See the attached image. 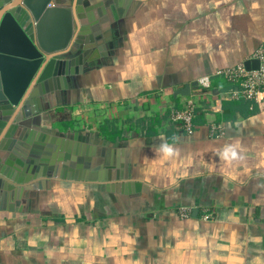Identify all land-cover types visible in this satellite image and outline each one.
Instances as JSON below:
<instances>
[{
    "label": "crops",
    "instance_id": "1",
    "mask_svg": "<svg viewBox=\"0 0 264 264\" xmlns=\"http://www.w3.org/2000/svg\"><path fill=\"white\" fill-rule=\"evenodd\" d=\"M121 6L113 25H91L83 70L59 66L34 104L22 135L49 137L5 158L31 180L21 160L36 156L54 178L15 197L0 186V264H264V97L242 106L218 74L264 44V0ZM207 75L211 89L175 95ZM189 100L190 134L173 119Z\"/></svg>",
    "mask_w": 264,
    "mask_h": 264
},
{
    "label": "water",
    "instance_id": "2",
    "mask_svg": "<svg viewBox=\"0 0 264 264\" xmlns=\"http://www.w3.org/2000/svg\"><path fill=\"white\" fill-rule=\"evenodd\" d=\"M123 2L108 0L107 4L111 5L98 10V14H89L92 8L86 5V15L82 4H87L88 0H0V186L7 190L4 192L6 198L15 197L16 188L19 192L31 191L38 189L41 181L54 178V172L44 174L47 164L36 156L29 160L20 159L23 167L33 166L28 170L33 174L31 180L20 174L21 169L18 174L14 168L9 169L5 158L14 152L13 145L17 150V146L23 143L32 151L34 149L26 143L32 139L37 144L43 143L49 137L42 134L38 138V133L28 138L22 135L26 136L28 131L35 129L32 127L35 121L32 120V125L25 124L40 109L34 104L54 91L53 78L59 66L75 62L78 70H83L84 62L96 44L91 25L99 23L104 29L108 27L107 23L113 25L123 12ZM107 17L108 20L100 22ZM97 41L107 47L103 36ZM245 65L248 69L256 68L259 60L247 59ZM198 87L199 81L187 83L175 95L190 96ZM100 151L98 148V153ZM86 153H89V147ZM81 161L83 158H79ZM55 166L60 168L57 164ZM76 166L70 165L66 173ZM16 203L20 205L19 201ZM14 205L9 208L16 209Z\"/></svg>",
    "mask_w": 264,
    "mask_h": 264
},
{
    "label": "built area",
    "instance_id": "3",
    "mask_svg": "<svg viewBox=\"0 0 264 264\" xmlns=\"http://www.w3.org/2000/svg\"><path fill=\"white\" fill-rule=\"evenodd\" d=\"M249 59H258L259 66L248 69L243 61L234 67L220 70L218 74L232 83L229 93L233 98L260 102L264 97V44L259 45ZM199 85L204 89H211V77L208 75L201 77ZM195 111V103L189 100L185 109L173 116L174 121L184 126L189 134L194 130ZM181 213L183 216L188 214L184 209H181Z\"/></svg>",
    "mask_w": 264,
    "mask_h": 264
},
{
    "label": "clouds",
    "instance_id": "4",
    "mask_svg": "<svg viewBox=\"0 0 264 264\" xmlns=\"http://www.w3.org/2000/svg\"><path fill=\"white\" fill-rule=\"evenodd\" d=\"M164 151H165V153H170L171 152V149H169V148L166 147L164 149ZM227 155H228L227 153L224 154L225 158H227ZM235 155H236L235 152H233L232 153L233 158H235Z\"/></svg>",
    "mask_w": 264,
    "mask_h": 264
},
{
    "label": "rangeland",
    "instance_id": "5",
    "mask_svg": "<svg viewBox=\"0 0 264 264\" xmlns=\"http://www.w3.org/2000/svg\"><path fill=\"white\" fill-rule=\"evenodd\" d=\"M218 80H223V79H222V78H221V79L218 78ZM226 82H227V81L224 82V85H226ZM238 101H240V102H238V103H240L242 106L244 105V102H246L245 99H241V100H238ZM242 101H243V102H242ZM197 117H199V116H196V118H197ZM196 118H195V121H196Z\"/></svg>",
    "mask_w": 264,
    "mask_h": 264
}]
</instances>
